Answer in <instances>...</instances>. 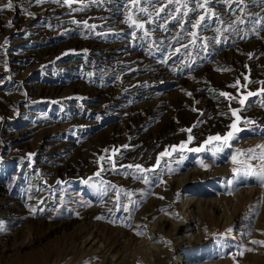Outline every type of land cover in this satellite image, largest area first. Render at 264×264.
<instances>
[{"label": "rangeland", "instance_id": "rangeland-1", "mask_svg": "<svg viewBox=\"0 0 264 264\" xmlns=\"http://www.w3.org/2000/svg\"><path fill=\"white\" fill-rule=\"evenodd\" d=\"M71 1L75 11L42 10ZM262 40L264 0H0V231L10 249L30 247L0 264H59L64 248L78 257L81 220L143 264L162 250L173 253L159 264H264L253 243L264 242V66L252 70L264 52L248 55ZM162 201L178 219L186 209L206 242L131 245Z\"/></svg>", "mask_w": 264, "mask_h": 264}, {"label": "bare ground", "instance_id": "bare-ground-1", "mask_svg": "<svg viewBox=\"0 0 264 264\" xmlns=\"http://www.w3.org/2000/svg\"><path fill=\"white\" fill-rule=\"evenodd\" d=\"M89 1V0H88ZM97 1V0H96ZM111 1H114V0H104L105 3H109ZM115 1H119V0H115ZM73 2V1H71ZM101 2V1H100ZM75 4L76 2H73V3H65V2H62L60 5H55L53 8H48V7H43L42 10L45 12V14H50L52 12L55 11V13L59 12V13H62V12H69V11H75L76 8L75 7ZM100 4V3H99ZM107 5V4H106ZM263 5V4H262ZM90 6V5H89ZM105 6V5H104ZM51 7V6H50ZM97 5H93V6H90L89 8H87L86 10H89V11H94V9H97ZM83 9V8H82ZM220 11L221 12H226L228 11L226 8H220ZM80 13H82L81 10H79ZM94 13L92 12L91 15H93ZM83 17H88V14H85L83 15ZM91 23V22H90ZM239 22L237 20H233V25L234 24H238ZM156 32V31H155ZM154 34V33H153ZM162 35V34H161ZM92 49V48H91ZM111 50V49H110ZM247 50V49H246ZM258 52H264V41H260L258 42L256 45H254L250 50H248V55H251L253 53H258ZM112 53V52H110ZM114 54V53H113ZM247 54V53H246ZM241 58V57H240ZM12 60L16 63V62H22L23 59L21 57H12ZM260 62V61H259ZM256 65V64H255ZM15 66V65H14ZM263 66H264V59L258 63L256 66H253L252 67V70H255V72L257 71H260L263 69ZM17 67V66H15ZM251 67V66H250ZM164 71H160L159 73H156L155 76H152L151 79H156L159 75H162L164 74L163 73ZM170 72V71H169ZM166 74V73H165ZM168 74V73H167ZM162 77V76H161ZM220 104L218 101H208V103L206 104V107H207V110L208 112L211 111L215 114V112H217L218 108L220 107ZM221 109V108H220ZM207 112V113H208ZM206 113V114H207ZM218 113V112H217ZM210 114V113H209ZM212 116V114H210ZM214 116V115H213ZM185 117V116H184ZM216 118V116H215ZM260 118H263L264 117H260ZM142 119V118H141ZM146 119V116H143V121ZM214 119V118H212ZM211 119V120H212ZM262 119V120H263ZM215 120V119H214ZM137 121V120H136ZM179 122V121H178ZM176 123V122H175ZM174 123V124H175ZM169 124V123H168ZM210 124V123H209ZM173 125V124H172ZM183 125V124H182ZM171 126V125H170ZM173 126H177V125H173ZM178 126H179V123H178ZM166 127V126H165ZM167 128V127H166ZM171 128V127H170ZM175 128V127H173ZM179 128V127H177ZM169 129V128H168ZM172 130V129H171ZM176 130V128H175ZM167 131V129H166ZM174 132V130H172ZM16 137V136H15ZM146 142V141H145ZM146 145V146H145ZM143 146L148 147V144H144ZM151 146V145H150ZM149 146V147H150ZM140 148V147H139ZM142 148V146H141ZM138 150V149H137ZM143 150V149H142ZM148 150V149H147ZM140 151V149H139ZM144 151V150H143ZM139 153V152H138ZM144 154V152H142ZM141 153V154H142ZM147 153V152H146ZM139 156V158H138ZM134 157L138 158L139 161H142L144 160L143 159V155H140L139 154H134ZM146 158V157H145ZM134 159V158H133ZM132 159V160H133ZM137 159V160H138ZM7 161L10 163V165H12V162L14 163L15 159L13 157H9L7 158ZM131 161V160H130ZM134 161V160H133ZM138 161V162H139ZM5 162V161H4ZM132 162V161H131ZM134 165V163H133ZM138 165V164H137ZM131 168V167H130ZM127 170H124L123 173L124 174H128L129 176L133 173L132 172V169H128L126 168ZM62 174V172H59ZM38 175V174H37ZM41 177V176H40ZM41 179V178H40ZM173 181L172 182H175V179L173 178L172 179ZM36 183V182H35ZM45 183V182H44ZM47 183V182H46ZM52 181L51 183H47L45 185V188H43L45 191L49 190L50 188H52ZM170 182L169 181H165V185L166 187H170ZM129 185V184H128ZM174 185V184H173ZM38 186V185H37ZM37 186H30L29 187V190L30 193L32 192H35L37 189H41L42 187H37ZM130 186V185H129ZM182 186V185H180ZM172 188H175V187H172ZM45 195H43L42 197H44ZM163 196V195H162ZM166 196V195H164ZM41 198V197H39ZM46 201V200H45ZM44 200L42 202H38L37 204H39V206H42L43 208H45V206L47 205V201L45 202ZM49 201V200H48ZM193 201L192 200V197L190 199L186 198L185 199V203L183 205V207L185 206H188V208L190 207L191 204H193ZM202 201V200H201ZM201 201H198L197 203L199 204V206H201ZM11 205V204H9ZM195 206V205H194ZM3 207V205L1 206V208ZM5 208H3L4 210H8L10 212H13L15 209H14V206H7V204H5L4 206ZM106 207H110L109 204L108 206ZM174 207L175 205L170 203V202H166V201H162L158 204H156L152 209L153 212L150 213V217L146 218V219H143L142 221H140L137 226L135 227V229L131 230L130 233H128V236L131 240H135L137 237L136 235L138 234V232L140 231H143V236H142V240L138 241V242H133L131 245H133L134 243L136 244H142L146 246H149L151 241H158L161 240L163 241L164 238L165 240L169 243L170 242V245L172 248L174 247H177L179 245L182 244V240L186 242V244H189L190 246H195V245H198V244H204L206 242V238H202L201 240L199 239L200 238V235L198 233V224H192L193 222H190V219H189V214H188V211L185 209L183 210V213L180 215L181 218L178 219L179 217H177L178 215H173V216H170V212H172L174 210ZM107 208V209H108ZM42 210V208H41ZM151 210V211H152ZM7 211V212H8ZM164 212L165 214L164 215H161ZM41 212V211H40ZM174 212V211H173ZM155 213V214H153ZM156 213H161L160 217L158 216V218L156 219L155 216ZM172 214V213H171ZM83 217V216H82ZM153 220L151 221V223L148 222V220ZM197 222V221H196ZM88 223V222H87ZM168 224H170L171 227H169V230L167 231V233H163L162 232V229H164L165 226H169ZM159 225V229L156 227ZM98 226V225H97ZM89 227V228H88ZM53 228V227H52ZM80 230L79 232L74 235L77 239V242L79 241V243L77 244L78 246V251H79V256L78 257H75L74 259H69V254L65 251L66 249L64 248V250H62L63 252V255H62V258L59 260V264H143V261H144V257H142L140 260L138 259V257L134 260L132 254L129 255L128 252H130L131 250L129 249V251L126 252L125 250V247L127 246H123L122 248V251L121 249H119V246L116 244V241L108 244V243H105L103 241H100V237L96 234L95 230L97 227L96 225H88L86 224L84 221L81 220V225L79 226ZM94 228V229H93ZM99 229L97 228V231ZM10 229L8 230H1L0 231V260L1 258H3V256H5V254L7 255V253H10L12 250L15 252L13 253H16V254H20L21 251H25L26 249H30V247L27 246V244H21L18 245V247H16L15 249L12 248L10 249L8 244L9 242L11 241V237H10ZM52 231V230H51ZM62 231V230H61ZM102 231V230H101ZM165 231V230H164ZM55 232V231H54ZM57 232V231H56ZM76 232V231H75ZM88 232V233H87ZM195 233H197L198 235L196 236ZM54 234V233H53ZM49 236V235H48ZM101 236V235H100ZM162 236V238H161ZM192 236V237H191ZM107 237V236H106ZM180 237V238H178ZM74 238V237H73ZM129 239V241H130ZM138 239V238H137ZM144 239H147L148 240V243H146V241H144ZM102 240V239H101ZM105 240V239H104ZM172 240V242H171ZM76 241V240H75ZM111 241V240H110ZM109 241V242H110ZM36 242V241H35ZM34 242V243H35ZM155 242V243H156ZM41 243V242H40ZM38 243V245L40 244ZM130 243V242H129ZM154 243V242H153ZM162 243V242H161ZM17 246V245H16ZM31 246V245H30ZM34 246V245H33ZM136 246V245H134ZM140 246V245H139ZM156 244L154 246H151V247H155ZM35 247V246H34ZM41 247V245H40ZM128 247H130L128 245ZM160 246H158L157 249H159ZM63 248V247H62ZM76 248V246H75ZM138 248V247H137ZM135 248V249H137ZM77 249V248H76ZM128 249V248H127ZM148 249V252L150 253L151 250L150 248H147ZM153 249V248H152ZM31 250H34V248H32ZM30 250V251H31ZM34 252V251H33ZM171 252L172 250L169 252H164L162 250V253H160L157 258L153 257V264H159L162 262V260L164 259V256H166V258H170L171 256ZM133 253V252H132ZM138 253V251H137ZM144 253V252H143ZM142 253V255H143ZM173 253V252H172ZM134 254V253H133ZM145 254V253H144ZM151 254V253H150ZM146 255V254H145ZM17 256V255H16ZM19 256V255H18ZM139 256V255H138ZM144 256V255H143ZM153 256V255H151ZM160 256V257H159ZM141 257V256H140ZM171 259V258H170ZM176 260V262L179 261V257H175L174 258ZM137 260V261H136ZM45 261V259H44ZM44 261L42 260V262H39V264H44ZM48 261V260H47ZM138 262V263H137ZM141 262V263H139ZM46 264V263H45ZM47 264H53L51 262H48Z\"/></svg>", "mask_w": 264, "mask_h": 264}, {"label": "snow or ice", "instance_id": "snow-or-ice-1", "mask_svg": "<svg viewBox=\"0 0 264 264\" xmlns=\"http://www.w3.org/2000/svg\"><path fill=\"white\" fill-rule=\"evenodd\" d=\"M39 2H41V0H37V3H39ZM6 7H7V8H12V4H11V2H9V3L6 5ZM201 7H202V5H201ZM142 11H143V9H142ZM202 20H204V17H201V18H200V21H202ZM200 21H197L196 24L193 25V27H197V25L200 24ZM9 26H11V22H9ZM139 26H140V27H143V25H139ZM146 35H147V33H146ZM191 35H192L193 37H195V36H196V33L193 32ZM192 43L194 44V43H195V40H193ZM182 47H185V48H186L187 45H182ZM176 51L179 52L180 49L177 48ZM189 95H191V94L189 93ZM220 95H221V96H227L228 94H227V93H224V92H221ZM249 95H253V93H249ZM240 103L243 104V103H244V100H241ZM234 114H235V113H234ZM230 127L234 128V127H235V124L230 125ZM188 131H191V130L189 129ZM232 138H233V135H232L231 132H229L228 134H226L225 137H223V140H224L225 143H228V141H230ZM191 139H192V137L189 136V140H191ZM209 139H210V140H211V139L220 140L221 137H220V136H217V137H210ZM192 150H194V151H200L199 148H197V149H192ZM249 151H251V150H249ZM165 154H166V153H161L162 156L165 155ZM234 162H235V158H234ZM157 164H159V159L157 160ZM128 167H133V166H132V165H129ZM135 167H136V168H140L139 165H136ZM141 171H143V169H141ZM233 171L235 172L236 170L233 169ZM125 210H127V209H125ZM102 218H103V217H97V219H102ZM253 243H264V242L253 241Z\"/></svg>", "mask_w": 264, "mask_h": 264}]
</instances>
